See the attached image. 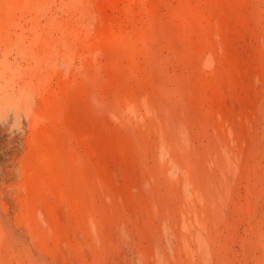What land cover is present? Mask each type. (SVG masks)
Masks as SVG:
<instances>
[{"label": "rangeland", "instance_id": "obj_1", "mask_svg": "<svg viewBox=\"0 0 264 264\" xmlns=\"http://www.w3.org/2000/svg\"><path fill=\"white\" fill-rule=\"evenodd\" d=\"M0 264H264V0H0Z\"/></svg>", "mask_w": 264, "mask_h": 264}, {"label": "bare ground", "instance_id": "obj_2", "mask_svg": "<svg viewBox=\"0 0 264 264\" xmlns=\"http://www.w3.org/2000/svg\"><path fill=\"white\" fill-rule=\"evenodd\" d=\"M138 251V250H137Z\"/></svg>", "mask_w": 264, "mask_h": 264}]
</instances>
